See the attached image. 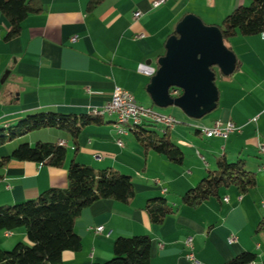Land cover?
I'll return each mask as SVG.
<instances>
[{"label":"crops","instance_id":"1","mask_svg":"<svg viewBox=\"0 0 264 264\" xmlns=\"http://www.w3.org/2000/svg\"><path fill=\"white\" fill-rule=\"evenodd\" d=\"M38 1L42 12L28 16L13 40H4L9 25L0 14V129L36 113L89 117L90 111L110 100L115 87L129 91L139 106L151 108L145 89L177 24L192 15L206 26H217L250 2L167 0L153 9L155 0H103L88 11V0ZM134 13H139L136 20ZM224 45L234 55L236 67L231 75L215 80V110L199 122L173 107L160 113L177 122L165 132L183 154L181 165L145 151L130 131L119 136L115 117H102L83 130L76 144L67 143L62 168L10 161L1 171L0 206L65 189L66 171L74 161L128 177L135 197L128 206L99 201L84 210L74 225L81 247L62 253L61 264H102L112 258L117 238L141 236L151 242L150 264H190L183 246L187 238L192 239L199 264H226L243 253L254 256L250 264H264V176L257 172L264 165L257 155V147L264 143V39L238 36ZM216 121L231 122L240 130L223 140L204 139L191 129V125L210 127ZM48 138L57 141L49 134L39 139ZM8 155V148H0V157ZM219 158L243 161L255 186L243 195L225 190L196 210L181 207L179 198L213 171ZM156 198H164L175 209L158 225L144 211L145 204ZM99 227L102 232L97 234ZM16 236L18 241L24 235ZM230 236L235 240L232 244L227 243Z\"/></svg>","mask_w":264,"mask_h":264},{"label":"trees","instance_id":"2","mask_svg":"<svg viewBox=\"0 0 264 264\" xmlns=\"http://www.w3.org/2000/svg\"><path fill=\"white\" fill-rule=\"evenodd\" d=\"M249 1V6L236 8L215 26L223 43L238 36H259L264 32V0ZM102 2L88 0L87 10H94ZM42 10L38 0H0V14L9 25L4 40L17 38L27 17ZM219 76L215 74V80ZM96 119L45 112L28 115L14 126L0 129V148L9 150L7 157H0V179L1 171L10 161L62 168L66 148L58 142L76 144L85 128L98 124ZM129 131L145 151L152 150L172 164H182L183 154L166 132L160 133L149 123ZM48 134L57 137V141L36 137ZM66 181L65 189H51L35 200L14 206H0V235L23 229L28 242V245L16 244L10 252L0 250V264H61L62 253L76 252L81 247L74 225L84 210L99 201L128 206L135 197L131 180L109 169L96 171L72 161L66 171ZM254 186V176L246 171L243 161L230 163L219 158L215 169L179 198V205L196 210L206 201L219 198L225 190L235 189L243 195ZM144 211L154 225L175 213L164 198L149 200ZM150 248L151 242L146 236L117 238L112 245V258L102 264H150ZM253 260V255L243 253L226 264H250Z\"/></svg>","mask_w":264,"mask_h":264},{"label":"water","instance_id":"3","mask_svg":"<svg viewBox=\"0 0 264 264\" xmlns=\"http://www.w3.org/2000/svg\"><path fill=\"white\" fill-rule=\"evenodd\" d=\"M146 86L153 107L176 108L188 119L198 121L216 108L215 74L231 75L235 57L215 26H206L187 15L164 45V55ZM170 91L178 97L171 98Z\"/></svg>","mask_w":264,"mask_h":264},{"label":"built area","instance_id":"4","mask_svg":"<svg viewBox=\"0 0 264 264\" xmlns=\"http://www.w3.org/2000/svg\"><path fill=\"white\" fill-rule=\"evenodd\" d=\"M167 0H155L151 7L153 9H157L163 4H165ZM139 17V13L133 14V19L136 20ZM260 36L264 39V32L260 34ZM71 43L75 42V39L70 40ZM169 95L171 98L178 97L179 93L177 91H170ZM100 109L104 110V116L115 117L117 120L124 121V128L123 130H118L116 133L119 136H126L129 133L127 130V123H140V122H152V124L156 127L159 125H167V119H174L172 116H167V118H158L155 117V112L151 108H145L139 106L133 99L132 94L124 89L115 87L112 92V96L110 100ZM191 127H201L205 129V133H207V139L211 138H221L223 140L227 139L230 134L238 133L239 127L235 126L231 122H220L216 121L210 127L198 126V125H191ZM172 128V127H170ZM59 146L66 148L67 142L65 140H60L58 142ZM118 147H122L121 140H117L116 142ZM257 155L264 159V143L259 144L257 147ZM258 170H264V165L258 167ZM165 193V190L162 191ZM226 202L227 199H224ZM102 232V228L99 227L95 230V233L99 234ZM6 237L9 234L5 235ZM234 237L230 236L227 239L228 244H232L234 242ZM184 250H185V259L190 264H199L194 255V248L192 244V239L187 238L184 243Z\"/></svg>","mask_w":264,"mask_h":264},{"label":"bare ground","instance_id":"5","mask_svg":"<svg viewBox=\"0 0 264 264\" xmlns=\"http://www.w3.org/2000/svg\"><path fill=\"white\" fill-rule=\"evenodd\" d=\"M89 116L93 117V118H102V117H110V116H104V110L103 109H94L92 111H90ZM155 117L158 118H167V116L165 115H161L158 114L157 112H155ZM152 124V122H140V123H127V130H131L133 128H137L143 124ZM177 122L175 119H167V125H159L158 128L160 129V133H165L166 130L170 129V127H173L174 125H176ZM124 128V121L121 120H117V118H115V130H123ZM191 129L194 131L195 134H197L198 136L207 139V133H205V129L201 128V127H191ZM258 173L262 174L264 176V170H257Z\"/></svg>","mask_w":264,"mask_h":264},{"label":"rangeland","instance_id":"6","mask_svg":"<svg viewBox=\"0 0 264 264\" xmlns=\"http://www.w3.org/2000/svg\"><path fill=\"white\" fill-rule=\"evenodd\" d=\"M250 4V3H249ZM249 4L247 5V6H249ZM246 6V7H247ZM151 109L154 111V112H157L158 114H160V113H164V110L165 109H157V108H155V107H151ZM173 109H176V108H173ZM177 111H179L178 109H177ZM180 113H181V111H179ZM200 120H198L197 122H199ZM37 138H45V136H43V135H38V136H36ZM45 140V139H44ZM68 151V150H67ZM18 232H21V233H23V237H22V239H20V240H18V241H16L17 239H16V235H17V233ZM19 239V238H18ZM4 243V244H3ZM6 243V244H5ZM18 243H21V244H23V245H28V242L26 241V239H25V234H24V231H23V229H18V230H16L15 231V235H14V237L13 238H10V239H4L3 238V236L2 235H0V250L1 251H5V252H10L12 249H13V247L16 245V244H18ZM3 246H6V249H4L5 247H3Z\"/></svg>","mask_w":264,"mask_h":264}]
</instances>
